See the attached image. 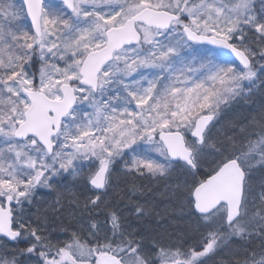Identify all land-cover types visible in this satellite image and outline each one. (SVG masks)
<instances>
[{
	"label": "rangeland",
	"instance_id": "obj_1",
	"mask_svg": "<svg viewBox=\"0 0 264 264\" xmlns=\"http://www.w3.org/2000/svg\"><path fill=\"white\" fill-rule=\"evenodd\" d=\"M144 8L183 20L167 31L138 27L141 43L123 48L102 69L95 93L79 85L80 65L89 52L104 46V32ZM40 22L37 39L21 0H0V203H10L14 227L23 230L30 253L44 246L45 251L68 253L74 264H98L105 254L114 255L119 264H263L264 250L257 252L260 257L246 256L242 244L244 236L264 224V176L253 167L245 172L241 214L233 225L224 223V206L209 216H196L197 226L213 237L204 249L199 243L194 250H173L164 239L149 240L150 235L138 231L137 221H151L152 211L162 213L156 208L162 188L138 197L137 207L119 205V217L114 213L111 222L102 221L98 212L84 216L77 204L71 209L78 212L68 213L75 195L90 193L88 181L99 169L107 171L104 192L97 196L91 191L88 197L102 202V208L117 205L112 200L127 176L150 180L167 175L171 162L157 140L161 131L181 132L196 166L211 172L219 151L213 141L222 127L218 112L233 104L248 109L247 121L238 128L248 136L260 129L257 143L264 155V99L258 92L264 87V0H74L73 12L48 0ZM183 26L225 39L251 58L253 67L244 70L189 43ZM63 83L74 87L77 103L52 139L53 154L48 156L33 139L15 141L13 133L29 106L22 89L60 99ZM198 119L210 123L202 146L190 138ZM228 143L233 147L235 140ZM168 223L153 235L169 237ZM114 229L119 234L112 244ZM111 247H118L115 253ZM8 251L0 239V264H34ZM48 260L45 256L37 263Z\"/></svg>",
	"mask_w": 264,
	"mask_h": 264
},
{
	"label": "water",
	"instance_id": "obj_2",
	"mask_svg": "<svg viewBox=\"0 0 264 264\" xmlns=\"http://www.w3.org/2000/svg\"><path fill=\"white\" fill-rule=\"evenodd\" d=\"M44 1L22 0L26 17L37 38L41 37L40 17ZM53 1L62 3L69 12L74 10V0ZM177 21L179 17L176 14L144 8L127 19L123 25L109 28L104 34L106 39L104 46L89 52L84 58L79 69V84L92 89L93 92L97 91L98 75L102 68L124 47L140 43L141 35L136 28L137 25L165 31ZM182 32L188 42L208 47L229 57L243 69H247L251 64L243 51L222 38L197 34L187 26L183 27ZM59 91L61 99L58 100L51 99L40 91L22 89L29 106L24 113V120L14 132L13 137L16 141L34 139L49 156L52 155V139L58 134L63 119L69 115L77 102L74 88L70 84H62ZM208 127L207 121L198 120L191 138L201 145ZM158 141L171 162L183 163L195 169L192 160L193 151L187 147L185 138L180 132H160ZM106 174L107 172L102 169L96 171L89 182L90 187L96 192H103ZM244 180V172L236 160L224 162L213 174L194 187L191 193L193 211L204 217L220 206H225V224L232 225L240 216ZM0 238L10 243H14L19 238V232L13 230V214L8 202L3 207L0 205ZM107 263H117V261L114 257L99 258V264Z\"/></svg>",
	"mask_w": 264,
	"mask_h": 264
},
{
	"label": "trees",
	"instance_id": "obj_3",
	"mask_svg": "<svg viewBox=\"0 0 264 264\" xmlns=\"http://www.w3.org/2000/svg\"><path fill=\"white\" fill-rule=\"evenodd\" d=\"M180 20H183L182 17H180ZM252 67L253 63L251 65V68ZM258 92L260 94L259 98L264 99V87L259 89ZM247 110L248 109L246 106L241 104H233L223 110H219L218 121L222 127L220 134L213 141V149L219 151L216 153L212 164L217 169L226 160L235 159L240 163L244 172H248L249 169L253 167L256 172L264 176V155L261 153V150L258 147L259 144L257 143L258 133L261 132L260 129L253 131L248 136L244 130L242 132V130L238 128L240 124H244L247 121L245 120L247 117ZM259 120L262 122V119ZM231 140H235L233 147H230V143H228V141ZM225 145H228L227 149H223ZM170 166V172L161 178L149 180L146 179L149 176H140L138 178L134 177L133 175L127 176L125 179L126 183L121 182L120 184L119 182L120 191L118 193L120 195L112 200L116 202L118 201L119 204L116 203L117 205H115L114 202H111L113 206L108 208H102V202L95 203L91 196L88 197V194L91 193V190L88 189L90 193H87V190H85L84 192L75 195L76 200L71 202L68 214L70 216L72 214L75 215L76 212L80 210L83 215L87 212H98V215L101 217L102 221L105 219L106 222L107 220L112 221L115 220V218H113L114 213H116L119 217V205L122 206L123 203H127L129 206L134 205L137 207L136 201H139L137 200L138 197H147L148 195L150 196L152 191H160V188H162V191L159 195L160 200L156 204V208H158L159 211H162V213L158 215L154 214V211H152L149 213L150 216L153 217L151 221H148L147 219H145L146 221H143L142 223L137 221L139 226L138 231L145 233L146 236L150 235L151 238L149 240L155 241L159 240L160 238L164 239L168 244L171 245L173 250L189 251L190 248L194 250L196 245H199V243L202 244L201 247L204 249L206 243L210 239H213V237L210 238L209 233L207 235V232L203 231L197 226V217L191 212L190 196L192 189L216 169L214 167V169L209 172L204 168L197 166L196 169L192 171L180 164L170 163ZM177 169L179 172H177ZM192 172L196 174V178H187L186 180L183 178L186 177V174ZM145 180H148V182ZM144 184H147L148 186L145 189L143 186ZM97 196L101 195L98 194ZM74 204H77L79 207V210L76 212H73L71 209V206ZM167 222H169L167 228H169V232H171L169 237H166L164 233L159 234L158 236L153 235V233L159 232L157 231L159 226L161 227L162 224ZM147 223L149 225L148 227H146ZM118 234L119 230L114 229V236L113 239H111L112 244L116 242V236ZM215 236H217V233ZM244 238L246 241H244L242 244L245 248V255H255L256 257H260V253L257 252L259 250H264V224L260 226L253 233V235L244 236ZM199 239L202 240L198 242ZM149 240L148 242H152ZM187 245L190 247L186 248ZM29 246L30 245H26L27 252L30 251ZM124 246L125 245H122V247ZM115 248L118 247H111L113 253H115Z\"/></svg>",
	"mask_w": 264,
	"mask_h": 264
},
{
	"label": "flooded vegetation",
	"instance_id": "obj_4",
	"mask_svg": "<svg viewBox=\"0 0 264 264\" xmlns=\"http://www.w3.org/2000/svg\"><path fill=\"white\" fill-rule=\"evenodd\" d=\"M16 230H18L17 228H15ZM19 232V240H17L16 242L9 243V242H5V245L7 247V249H9L8 251V255L11 256H19L20 258H28L29 262H33L34 264H38V260L40 262H42V260L44 259L45 256H48L51 260H48L47 264H54L53 261L55 260L56 263L55 264H59L57 259H60L64 264H74L75 260L72 256H70L68 253L66 252H59L57 251H50V250H44L42 249V246H36L35 248V254H31L29 252H27L26 250V245H30L28 242H24V232L23 230H18ZM42 250L44 252H42ZM43 256V257H42ZM106 256V255H104ZM42 264V263H41Z\"/></svg>",
	"mask_w": 264,
	"mask_h": 264
},
{
	"label": "bare ground",
	"instance_id": "obj_5",
	"mask_svg": "<svg viewBox=\"0 0 264 264\" xmlns=\"http://www.w3.org/2000/svg\"><path fill=\"white\" fill-rule=\"evenodd\" d=\"M102 126V124H99V127H97L98 129H97V131H99L100 130V132H101V127Z\"/></svg>",
	"mask_w": 264,
	"mask_h": 264
}]
</instances>
